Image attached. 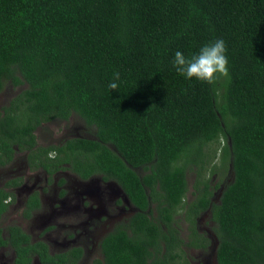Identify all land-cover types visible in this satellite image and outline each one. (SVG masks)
<instances>
[{
    "label": "trees",
    "instance_id": "trees-1",
    "mask_svg": "<svg viewBox=\"0 0 264 264\" xmlns=\"http://www.w3.org/2000/svg\"><path fill=\"white\" fill-rule=\"evenodd\" d=\"M7 84L22 91L0 110V167L15 147L32 159L35 131L74 116L94 138L34 167L103 175L138 208L96 264H186L184 248L213 244L198 230L204 215L217 264H264V0H0V94ZM10 196L0 189V220ZM3 233L0 248L30 264V237Z\"/></svg>",
    "mask_w": 264,
    "mask_h": 264
},
{
    "label": "flooded vegetation",
    "instance_id": "flooded-vegetation-1",
    "mask_svg": "<svg viewBox=\"0 0 264 264\" xmlns=\"http://www.w3.org/2000/svg\"><path fill=\"white\" fill-rule=\"evenodd\" d=\"M16 90L19 91L5 105L0 106V110L10 106L11 101L22 91L21 88ZM74 118L76 117H71L68 122L43 124L35 131L37 146L34 148V159L29 158V151L21 152L15 147L17 153L14 159L7 166L0 167V189L11 195L4 201L9 211L0 220V227L4 230L3 237L10 238L6 236V232L12 227L24 231L30 237L33 247L32 250L23 252L28 259L32 258L30 264H46L41 260V253L45 251L43 244L52 257L47 264H59L63 259L68 264H86L88 258H92L91 264L103 262L104 239L117 229H126L138 212V208L118 183L104 180L103 175L85 180L70 170L59 169L51 173L43 165L34 167L33 162L39 158L45 162L47 158L51 160L56 156L57 152L52 150L53 147L72 139L94 138L93 129L83 123L82 127L75 128L73 134L63 141H53L46 145L40 143L37 134L40 129L51 124L68 125ZM139 172L144 175L142 170ZM13 211L18 214L16 220L11 218ZM210 239L213 242L210 251L184 248L200 253L197 264H213L210 253L213 251L216 258L217 247L214 233L213 239ZM90 240L93 243L92 250L88 249ZM207 253L210 254L209 257L204 256ZM98 255L100 259H97ZM18 259L19 253L13 246L0 248V264H17ZM186 264H190L189 261Z\"/></svg>",
    "mask_w": 264,
    "mask_h": 264
},
{
    "label": "rangeland",
    "instance_id": "rangeland-1",
    "mask_svg": "<svg viewBox=\"0 0 264 264\" xmlns=\"http://www.w3.org/2000/svg\"><path fill=\"white\" fill-rule=\"evenodd\" d=\"M13 90L15 92H13ZM17 91L19 90H16L15 88H13L11 84H7L5 86L3 93L0 96V106L5 105ZM83 123L84 122H82L80 119L74 118L72 122L68 125L67 124H51L50 126H45L43 127V129H40V131L37 133L39 137V141L42 145H46L53 141H56V142L63 141L64 138H67L73 134V131L75 128L82 127ZM224 146H225V142H221L220 144L214 143L209 146L208 151L214 152L217 150L218 151L217 154H220ZM219 158H220L219 155H217L215 158L212 159V166L220 163ZM139 174L142 175V172H139ZM210 176L212 177V183L214 187L222 183L223 178L220 175H215V176L210 175ZM196 178H197L196 173L189 171L188 173L189 192L187 195L186 202L187 201L191 202L195 199ZM215 194L218 195V191L215 192ZM16 216H18V214L14 213L13 211L11 218L13 220H16L17 219ZM177 222H178V227H179L180 236L182 240L187 241L188 235H189V230H188L189 225L184 221L183 216H177ZM198 222H199L198 230H200L204 234L209 235V237L213 239L212 228L214 227V223L210 220V217L208 215H204L200 217V221ZM88 249L89 250L93 249L92 240H90L89 242ZM184 252H185V259L189 261L190 264H197V260H198L197 257L200 256V253L190 252V250H187V249H184ZM211 252L212 253L210 254H212V263L217 264L215 253L213 251ZM210 254L207 253V255H204V256L209 257ZM96 257L97 259H100L99 255ZM91 261H92V258L86 259V264H91L92 263Z\"/></svg>",
    "mask_w": 264,
    "mask_h": 264
},
{
    "label": "water",
    "instance_id": "water-1",
    "mask_svg": "<svg viewBox=\"0 0 264 264\" xmlns=\"http://www.w3.org/2000/svg\"><path fill=\"white\" fill-rule=\"evenodd\" d=\"M216 248H217V247H216ZM216 248H215V249H216ZM215 249H214V250H215ZM215 251H216V250H215Z\"/></svg>",
    "mask_w": 264,
    "mask_h": 264
}]
</instances>
